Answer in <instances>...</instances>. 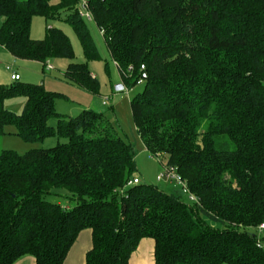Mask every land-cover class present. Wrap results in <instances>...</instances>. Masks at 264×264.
Masks as SVG:
<instances>
[{"label": "trees", "instance_id": "obj_1", "mask_svg": "<svg viewBox=\"0 0 264 264\" xmlns=\"http://www.w3.org/2000/svg\"><path fill=\"white\" fill-rule=\"evenodd\" d=\"M83 2L124 90L144 85L131 100L144 148L177 168L198 202L139 178L128 186L135 146L103 113H60L66 95L11 79L0 84V139L14 127L27 143L65 142L0 152V264L27 255L64 264L87 229L86 264H129L145 238L156 264H264L255 232L264 223V0H0V49L44 68L72 60L61 29L31 37L41 16L72 25L87 59L100 58ZM65 77L99 93L86 65L70 63ZM19 98L21 114L6 107Z\"/></svg>", "mask_w": 264, "mask_h": 264}, {"label": "rangeland", "instance_id": "obj_2", "mask_svg": "<svg viewBox=\"0 0 264 264\" xmlns=\"http://www.w3.org/2000/svg\"><path fill=\"white\" fill-rule=\"evenodd\" d=\"M82 14H84L83 11ZM83 18L90 29L100 58L87 59L81 41L73 26L69 23L65 21H46L45 18L36 16L32 23L31 37L35 40H42L46 37L48 29H61L70 39L74 49V58L72 60H51L48 65H52L53 69L48 70L47 67L44 68L39 62L14 59L10 55H8L10 57H3L2 53H0V84L10 85L13 83L11 72L7 70L8 67H11L20 76L21 82L43 84L47 90L66 95L68 99L57 100L56 106L60 113L72 117L80 115L84 109H93L103 113L116 126L120 135L134 144L137 178L145 184L159 187L166 193L178 192L184 201H190V194L184 192L176 184L157 181V177L163 171L162 165L156 157H152L144 148L136 131L131 110V100L137 93L142 91L144 85L139 83L128 91L127 88L120 92L116 90V87L122 84V79L108 51L103 34L93 20L88 21L86 17ZM72 62L86 65L91 73L96 76L100 84V90L97 95L81 89L66 79L65 72L68 65ZM106 97H110L111 102L108 106H103V100ZM24 106V98L6 102V107L17 114L23 113ZM49 124L56 126L57 121L53 119ZM6 131L7 134L0 139V152L10 150L25 154L32 149H49L55 147L58 143L65 142V140L53 137L42 143H27L16 135L14 127H7ZM254 230L250 229L251 232H254ZM255 232L259 236L264 237V233L262 234L257 230Z\"/></svg>", "mask_w": 264, "mask_h": 264}, {"label": "crops", "instance_id": "obj_3", "mask_svg": "<svg viewBox=\"0 0 264 264\" xmlns=\"http://www.w3.org/2000/svg\"><path fill=\"white\" fill-rule=\"evenodd\" d=\"M0 53H2L3 57L11 56L14 58L8 51L4 49H0ZM92 76L96 77L93 74ZM91 248L92 231L87 229L79 234L77 241L70 249L64 264H86V255L91 250ZM15 264H36V260L33 256L27 255L20 258ZM129 264H156L155 240L151 238L142 239L137 250L131 255Z\"/></svg>", "mask_w": 264, "mask_h": 264}, {"label": "built area", "instance_id": "obj_4", "mask_svg": "<svg viewBox=\"0 0 264 264\" xmlns=\"http://www.w3.org/2000/svg\"><path fill=\"white\" fill-rule=\"evenodd\" d=\"M82 6H83V10H84V16L87 19L92 20L91 15L87 11L86 3L83 2ZM47 68H48V70H52L53 66L47 64ZM142 69H144V67H142ZM7 70L9 72H11V79L12 80H14V81L20 80V76L15 71H13V68L8 67ZM127 91H128V89H127ZM110 102H111V98L106 97L103 100V105L108 106L110 104ZM156 158L159 161V163L162 165V168H163V171L157 177V181L158 182H164L165 181V182L176 184L184 192L190 194V200L191 201L198 202V199L196 198V196H194L192 193H190L186 182L182 179V177L178 173L177 168L169 166L167 161L163 158V155H158ZM139 183H140V180L138 178H136L134 180L129 181L128 186H132V185L139 184ZM258 229L261 233L264 232V223L261 224Z\"/></svg>", "mask_w": 264, "mask_h": 264}, {"label": "water", "instance_id": "obj_5", "mask_svg": "<svg viewBox=\"0 0 264 264\" xmlns=\"http://www.w3.org/2000/svg\"><path fill=\"white\" fill-rule=\"evenodd\" d=\"M116 90L118 92L123 91L124 90V86L121 84V85H119V86L116 87Z\"/></svg>", "mask_w": 264, "mask_h": 264}]
</instances>
